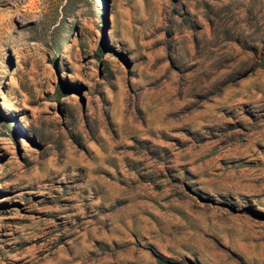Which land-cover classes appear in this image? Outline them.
<instances>
[{
	"label": "rangeland",
	"instance_id": "1",
	"mask_svg": "<svg viewBox=\"0 0 264 264\" xmlns=\"http://www.w3.org/2000/svg\"><path fill=\"white\" fill-rule=\"evenodd\" d=\"M0 264H264V0H0Z\"/></svg>",
	"mask_w": 264,
	"mask_h": 264
}]
</instances>
